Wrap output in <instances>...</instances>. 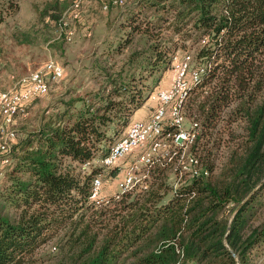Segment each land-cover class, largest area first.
Returning a JSON list of instances; mask_svg holds the SVG:
<instances>
[{
	"label": "trees",
	"instance_id": "1",
	"mask_svg": "<svg viewBox=\"0 0 264 264\" xmlns=\"http://www.w3.org/2000/svg\"><path fill=\"white\" fill-rule=\"evenodd\" d=\"M68 4L34 7L35 26L55 37ZM123 7L120 34L107 28L106 44L88 58L96 87L53 101L0 156L9 162L0 186V264H32L58 234L66 248L58 264H256L264 259V0H131ZM137 36L147 42L139 53ZM12 38L17 46L34 40L29 32ZM187 49H194L191 68L205 69L188 110L201 125L192 151L207 176L173 191L172 174L151 169L145 190L114 201L112 221H96L90 182L104 169L81 165L107 153L157 90L173 53ZM233 124L241 133L225 142ZM221 142L226 151L215 168L211 150Z\"/></svg>",
	"mask_w": 264,
	"mask_h": 264
},
{
	"label": "built area",
	"instance_id": "2",
	"mask_svg": "<svg viewBox=\"0 0 264 264\" xmlns=\"http://www.w3.org/2000/svg\"><path fill=\"white\" fill-rule=\"evenodd\" d=\"M69 4L55 24V39L70 42L80 23V9L83 0H68ZM131 0H109L101 3L100 9L106 12L109 6L123 7ZM84 36L89 38L88 26L82 27ZM191 54H174L171 59V79L167 88L150 93L148 100L153 103L146 119L132 121L125 133L118 138L100 158L81 165V170L91 167L110 169L120 167V178L114 193L103 194L101 175H95L90 182L89 201L99 208L133 190H145L149 171L154 168L168 170L174 178L172 190H176L186 180L207 176L192 146L199 132L195 121L186 122L185 103L192 89L204 74V67L191 68ZM64 77L61 65L48 59L40 68L15 80L13 86L0 91V154L5 155L15 142L12 126L17 117H24L27 105L47 95L49 85ZM7 159L0 165L7 166ZM176 264H195L181 263Z\"/></svg>",
	"mask_w": 264,
	"mask_h": 264
},
{
	"label": "rangeland",
	"instance_id": "3",
	"mask_svg": "<svg viewBox=\"0 0 264 264\" xmlns=\"http://www.w3.org/2000/svg\"><path fill=\"white\" fill-rule=\"evenodd\" d=\"M46 1L49 0H0V91L11 88L16 79H18L20 76L22 77L34 70H37L48 60V58L59 65L61 64L63 67L66 66V69L70 74L74 73V75L77 76L75 77L74 87L81 91V88L87 86V83L84 81L85 77H83V75H85L83 71L85 70L83 65L86 63L88 65V58L93 51V47L91 45L92 36L89 37V40H87L86 38L79 35V30H81L84 26H88L92 33L95 28L94 31L96 32L97 36L101 37L107 32V28H110L113 25V33L110 31L111 37H117L118 34H120L119 31L116 30L118 23L116 20L118 15L120 16L121 13L124 12L125 7H110L106 12H102L100 9L101 3L107 2L109 0H83L80 9V23L76 24V31L73 39L64 45H61V49L49 51L48 46L50 44L45 46V43L47 41H51L54 35L45 32L40 27L35 26L34 14V7L40 8L41 5ZM39 29H41V32ZM32 30L37 32H33ZM21 32H29L30 37L34 39L33 42H31L27 47L17 46L12 38L14 33ZM105 37L106 35L103 36L102 42L100 44H106ZM134 43L135 45L133 47L137 48V53L145 50L147 47L146 40L140 36L135 37ZM100 44L95 47L94 51L97 53L102 50ZM130 50H132V48H130ZM130 50L125 51V53L121 55L119 59H116L115 67L117 70L122 64V59L126 57ZM183 52L191 54L192 58L190 67H194V49L177 50L173 53V55H181ZM139 59L140 58H138L137 61ZM138 72L139 71H137V73ZM164 73L168 75L171 74V65ZM157 75L158 74H155L154 77ZM68 78L69 75H67L62 81L50 84L46 96L31 101L38 109V112L34 115L33 119L28 118V113L30 112L29 106H27L26 116L16 118L15 123L12 126V129L16 135L15 142L21 136L22 131H30L35 128L39 119H41L44 115L43 112H41V109L45 105H50V102L52 101L49 100L47 96L52 94L53 91H55L57 87H60L62 82L67 81ZM147 83H150V79L147 80ZM154 91L155 90L152 92ZM194 97L195 95L190 94L185 103L184 110L186 112L185 115L187 123L191 120L196 121L188 110V105ZM198 98L201 99V96ZM149 110V112H151L152 108ZM126 129L127 127L121 130L117 136L113 137L110 143L106 144L107 150L118 138H120L125 133ZM240 133V126L233 124L230 126L228 132L222 134V139L227 142L229 137L240 135ZM225 151L226 146L223 142H221L218 148H213L211 150V153L214 155L213 164L215 168L219 167L220 163L222 162ZM6 168L7 166L0 165V173H2L0 175V186H2L4 183L3 173ZM81 171L87 172L85 170ZM100 175L103 184V194L109 197L114 193L116 182L120 178V167L117 166L110 169H104ZM171 176L172 178L170 179V182H173V175ZM114 209V201H111L106 205L96 208L97 214H95L94 218L96 221L101 220L102 224H106L107 220L112 221L110 217L112 216V211ZM101 214H103V216H98ZM65 251L66 248L64 246V241L61 238V234H58L53 239L47 241L36 251L35 255L33 256L35 261L32 264H58ZM256 264H264V259L257 261Z\"/></svg>",
	"mask_w": 264,
	"mask_h": 264
},
{
	"label": "crops",
	"instance_id": "4",
	"mask_svg": "<svg viewBox=\"0 0 264 264\" xmlns=\"http://www.w3.org/2000/svg\"><path fill=\"white\" fill-rule=\"evenodd\" d=\"M45 22H46V20H45ZM94 30H95V28H94ZM94 30L91 33V36H92L91 45L93 47V51L95 50V47H97L102 42L103 36L107 34V32H106L103 36L98 37L97 34H96V32ZM79 35L81 37L86 38L84 36L83 29L79 30ZM86 39L89 40L90 38H86ZM64 44H66V43H63L62 41L57 40V39H55V37H53L51 41H47L45 43V46H48L49 45L48 46L49 51H54V49H61L62 48L61 45H64ZM28 45L29 44H26V45L24 44V45L19 46V47H27ZM83 66H84V69H85V70H83L84 73H85V75H83V77H85L84 78V81H85V83H87V86L86 87L84 86L83 88H81V91H79V89H76L74 87V83H75V77H77V76L74 75V73L73 74H70L67 71L66 66H64V67L62 66L63 71H64V77L61 80H59V81H62L67 75H69V78L67 79V81L62 82V85H60V87H57L56 88L57 91L55 90V91H53L52 94H50V95L47 96V98L49 100H52L50 102V104L53 101H55V100H57L59 98L66 99L69 96H74L76 94L77 95H80V94H83L86 91H89L90 89L96 87V85L94 84V82H93V80L91 78V75H90V72H89V68H88L87 63L85 65H83ZM170 79H171V74L168 75V74L164 73L163 76H162V78H161V80H160V82H159V84H158V86L155 89H164V88H167L169 86V84H170ZM27 106H29V108H30V112L28 113V118L33 119L34 115L38 112V109L36 108V106L33 105V102H30ZM50 106L51 105H45L41 109V112L45 111L44 114H48L50 112V108H49ZM153 106H154L153 103L147 99V101H145V103L141 106V108H139L133 114V116L130 118V122L131 121H135V120H143V119H146L149 116V114L151 113V112H149L150 111L149 109L150 108H153ZM1 174L2 173H0V175Z\"/></svg>",
	"mask_w": 264,
	"mask_h": 264
}]
</instances>
